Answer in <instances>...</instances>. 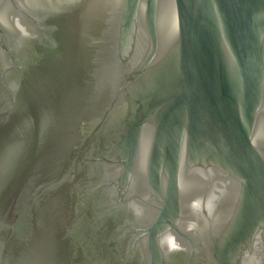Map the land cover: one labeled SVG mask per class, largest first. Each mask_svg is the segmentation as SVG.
Masks as SVG:
<instances>
[{"label":"water","instance_id":"water-1","mask_svg":"<svg viewBox=\"0 0 264 264\" xmlns=\"http://www.w3.org/2000/svg\"><path fill=\"white\" fill-rule=\"evenodd\" d=\"M0 264H264V0H0Z\"/></svg>","mask_w":264,"mask_h":264}]
</instances>
